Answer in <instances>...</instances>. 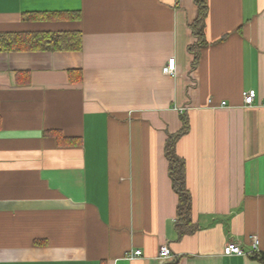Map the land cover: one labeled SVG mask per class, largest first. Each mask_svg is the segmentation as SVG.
I'll return each mask as SVG.
<instances>
[{
    "label": "crops",
    "instance_id": "obj_1",
    "mask_svg": "<svg viewBox=\"0 0 264 264\" xmlns=\"http://www.w3.org/2000/svg\"><path fill=\"white\" fill-rule=\"evenodd\" d=\"M206 4L194 66L195 0H0V32L81 33L0 51V264H264L248 253L253 235L264 253V0ZM182 116L179 235L165 142Z\"/></svg>",
    "mask_w": 264,
    "mask_h": 264
},
{
    "label": "trees",
    "instance_id": "obj_2",
    "mask_svg": "<svg viewBox=\"0 0 264 264\" xmlns=\"http://www.w3.org/2000/svg\"><path fill=\"white\" fill-rule=\"evenodd\" d=\"M198 7V14L191 23V31L197 40L189 47L190 50L197 49L202 43L203 24L207 12L206 0H195ZM77 18V12H37L28 13L27 17L33 19H52L53 17ZM81 45V33L77 30L71 31H35V32H0V51L15 50H77ZM198 60L197 50L193 51V65ZM188 129V122L185 116H182V126L170 134L165 142V154L169 162V175L173 182V188L178 194L177 204V222L176 227L179 235L191 229V197L184 185V162L174 152L176 139ZM251 257L264 262V253L252 252Z\"/></svg>",
    "mask_w": 264,
    "mask_h": 264
},
{
    "label": "built area",
    "instance_id": "obj_3",
    "mask_svg": "<svg viewBox=\"0 0 264 264\" xmlns=\"http://www.w3.org/2000/svg\"><path fill=\"white\" fill-rule=\"evenodd\" d=\"M164 71L167 74L174 75L175 74V59L174 57H171L168 59L166 66L164 67ZM256 93L254 90H249L244 93V103L247 106H251L254 102ZM225 101H221L220 105H225ZM258 240L255 235L251 236V249L248 253L257 252L258 250ZM223 253L225 255H232V254H244V251L241 247V245L238 242L235 241H229L227 242L223 247ZM142 254L141 250L136 248L134 250H131L126 254V257L128 259H133L136 257H139ZM174 254L171 251L170 247L167 243H163L158 248L157 258L160 260H167L170 258H173Z\"/></svg>",
    "mask_w": 264,
    "mask_h": 264
}]
</instances>
